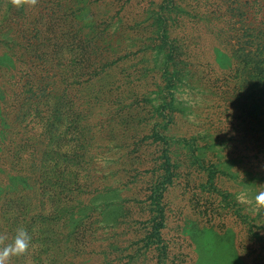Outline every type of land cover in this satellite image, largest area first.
Here are the masks:
<instances>
[{
    "label": "trees",
    "instance_id": "obj_1",
    "mask_svg": "<svg viewBox=\"0 0 264 264\" xmlns=\"http://www.w3.org/2000/svg\"><path fill=\"white\" fill-rule=\"evenodd\" d=\"M71 2L36 0L21 20L13 6L0 15L1 33L17 45L0 47V250L14 243L19 229L30 237L27 250L6 264H123L121 253L135 237L122 231L105 237L99 229L127 219L138 232L150 223L143 214L154 209L123 195V203L137 207L121 220L105 219L111 211L102 181L109 178L96 171L99 157L109 165L122 159L126 175H111L129 181V190L141 182L140 189H148L145 177L153 175L160 147L161 183L168 187L179 185L182 175L181 184L191 185L190 174H183L190 160L216 200L234 195L236 181L261 180L254 191L264 192V0H103L92 7L100 10L87 26L69 25ZM155 10L167 25L158 32L145 21L141 36L147 42L132 45L137 17ZM106 17L115 21L108 25ZM151 37L152 66H159L145 78L139 49ZM160 52L166 53L162 62ZM184 88L201 92L202 104L186 105L177 96ZM178 146H187L186 157ZM113 150V157H104ZM215 203L206 215L200 212L202 225L191 224L194 238L185 237V219L169 228L179 233L181 247H198L203 255L199 241L222 201ZM161 213L155 253L145 256L154 264H165L172 242L164 240V230L175 212L162 205ZM263 218L258 231L251 225L236 230V252L245 233L256 237L254 244L264 243Z\"/></svg>",
    "mask_w": 264,
    "mask_h": 264
},
{
    "label": "rangeland",
    "instance_id": "obj_2",
    "mask_svg": "<svg viewBox=\"0 0 264 264\" xmlns=\"http://www.w3.org/2000/svg\"><path fill=\"white\" fill-rule=\"evenodd\" d=\"M71 1V4H68L70 8L67 14L69 15L67 18L69 25H76L77 23H80L82 26H87L88 24H90L89 22H93L95 20V14L98 10H100L98 8L92 7L96 6L103 0ZM44 3L45 2H42L43 7ZM12 6L14 10L16 9L15 14L18 20H21V18L26 16L28 12V4H24L22 6L17 7L16 5H13V0H0V15L2 14L4 8L7 9L10 13L12 11ZM152 12L155 14L152 15ZM137 18L139 19L136 23V29L132 31V33L136 35L134 43L132 45H139V42H147V39L141 36V34H144V31L141 29L143 28V26H145V21H151L150 23H148L150 29H158V32H160L167 25L168 22L166 17L163 19H158V14L156 10L147 11L145 16H140ZM2 21L3 20H1L0 18V22ZM113 21H115V19H111L109 17H106L105 19V22H107L108 25H110V23H112ZM3 25L2 23H0V28H2L1 26ZM148 31L149 30L146 29L145 33H147ZM63 33H65V35H67L68 37L69 33L67 31ZM89 37L93 38V41L95 42L98 40L96 39L95 34H89ZM148 40V43H146L147 46L143 48H141V46L139 47L141 48L139 49V52H142L140 57L142 65L145 69V78L149 76V73H152L154 71V66H159V64L152 66V63H155V60H152L150 57L151 54L152 56L154 55L153 46H155L154 44H156V42L154 41L153 37L148 38ZM9 42L10 40L7 39V36H4L0 31V47L8 48L9 44H11V42ZM9 47L14 48L17 47V45L11 44ZM134 50H137V48ZM160 53V60L162 62L165 60L166 53ZM154 86V91L157 93L156 97H159V100H161V97L163 96L159 93L160 86H158L157 84H155ZM187 87L189 88V86ZM177 96L182 101L187 102L186 105L188 104V106H192V108H197V104H202L201 92H196L195 90L191 92L189 89L184 88L180 90ZM199 129L200 128L198 127L196 130H194V134H198L197 132L199 131ZM202 137V140L206 139L204 135H202ZM156 148L157 149L154 151V155L157 159L155 157L153 158L156 159L155 164L157 166L152 176H150L149 178L145 177L146 181L150 182L149 186L146 185V187L148 188L146 189V191L140 189L141 186L144 187L143 185H145V182H141L138 184L140 186L129 190L126 189L128 186H130L127 183L129 181L121 182L119 181L117 176L111 175L115 173L121 177L126 175V172L123 169L124 163L121 162L122 159L121 161L115 160L110 165L108 164L107 160H101L100 157L96 161V171L98 172V174L101 175L104 173L103 175H107L109 178L106 180V182L102 181V184H104V186L107 188L106 198L108 201L105 208L111 211L109 216H105V219L111 218L121 220V218H124L125 216H128L132 213V209L134 207H137V205H135L134 203L126 204L123 203L121 200L124 196L128 195H134L135 197H133L136 198L138 202H142L138 205L139 207L148 206L149 211L150 209H154L152 212H147L143 214V218L148 219V222L150 223L148 227H145L138 232L131 231V228H129V221L127 219L119 221V225H116L115 228L99 229L98 234L102 233L105 237L108 235L112 236L113 233L117 234L121 231L124 232L122 234L123 237L127 234H130L131 236L135 237L134 241H136V243L133 246H129L128 249L121 253L120 260H122L123 264L155 263L154 257L150 258V260H147L145 256L148 253L153 256V253L155 252H151V250L154 249L156 244L159 242L157 233L159 230H161L162 227L157 225V222L164 219L161 213L162 205L165 207L166 210L167 208L172 207L173 212H175L172 213L173 215L170 214V216L165 220L167 222V225L164 231L165 233H169V236L167 235L164 240L168 238L170 241H172L167 244V257H164L165 264H264V243H258L259 246L257 244H254L253 242H258L254 235L248 234V236L246 237V233L243 234L242 231V233L239 235L243 234V237L241 239L239 238V241L241 243L240 246H238V249H240L241 252H236V249L234 247L236 240L238 241V237H235V234H237L236 230L239 228H247V230H249L248 225H251L252 228H256V226L260 224L261 215L264 216V203L256 201L257 199L255 200L258 194L254 191L258 188V185L260 183L262 184V181L258 179H252L251 181L249 180L248 183L244 181H236L235 184H231V186L233 187L234 195L233 193L231 195L224 193L225 195H223L222 197L218 196L220 198L219 200L222 201V203L220 204V209L217 212V221H213L214 225H212L211 222L205 224V235L202 236V239L200 238L202 241H199L203 242L202 244H204V246L202 247L203 255L201 256L198 247L188 248L186 244H183L184 248L181 247L182 243L177 237L179 233H177L174 229L169 228L176 227L177 224H179L182 220L185 219V222L187 224L186 230L184 231L185 237L189 236L191 238H194L196 236V232L194 231V229L191 228V224L199 223L202 225V223L204 222L201 223V221H199L200 212H202L203 216L206 215L209 211L213 210V208H216L215 206L217 205H214L213 203L216 202L215 204H218L219 200H216L215 197L210 194H207L206 189H203L206 188L204 185L202 186L205 178L203 175L201 176L199 173H197V171L195 170V166L191 165L190 160V164L188 163L187 168L190 167L191 171L186 169L183 174H190L186 176L189 178L191 185L187 183L186 185L181 184V182L184 181V175H182L179 180L176 179L178 182H180L179 185L173 183L168 187V183L162 184L161 181L163 180L165 163V161L162 160L163 148ZM178 148L180 149L178 150V155L181 154L182 157H186L187 151L185 150H187V146H178ZM115 153L116 150H113L109 153H106L104 157H113ZM179 159L183 158L180 157ZM129 161L130 160H128L127 162ZM115 165H117V168L115 171H112L113 169L111 168H114ZM184 168H186V166L182 167V170H184ZM237 169H235L236 172ZM132 182L134 183V180ZM227 186L228 185H226L225 188ZM27 189L30 190L29 187H27ZM145 194L146 196H144ZM162 194L166 196L163 199L160 197L162 196ZM237 209H239L240 211H237ZM235 212L237 215H239V221H237L238 219L235 220L234 218ZM224 214L228 215L225 216ZM245 214H249L250 218H245ZM100 216L103 218L104 214H101ZM172 216L173 218H171ZM262 220L264 221V218ZM225 225L229 226L227 230H225V228L223 227ZM152 226L156 228L153 232L149 233V231H151ZM209 226L210 228H208ZM117 227L119 229H117ZM258 230L259 229L256 228V231ZM223 232L224 234H222ZM170 234H174V236L171 237ZM139 239L141 241H139ZM244 239L247 240V242L243 243ZM121 244H124L125 246L127 245L125 239L122 240L121 238ZM193 252H196V255H194L195 253ZM201 260L204 261L201 262Z\"/></svg>",
    "mask_w": 264,
    "mask_h": 264
},
{
    "label": "clouds",
    "instance_id": "obj_3",
    "mask_svg": "<svg viewBox=\"0 0 264 264\" xmlns=\"http://www.w3.org/2000/svg\"><path fill=\"white\" fill-rule=\"evenodd\" d=\"M13 3L17 7L22 6L24 4L35 5L36 0H13ZM256 199L258 202L264 203V192H260L256 196ZM29 244L30 237L28 236V233L23 229L17 230L14 243L0 250V264H6V260L10 256L23 254L29 247Z\"/></svg>",
    "mask_w": 264,
    "mask_h": 264
}]
</instances>
